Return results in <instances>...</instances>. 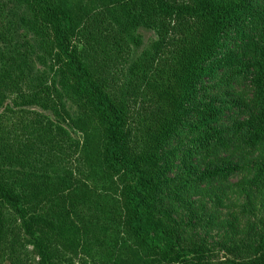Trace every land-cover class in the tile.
Returning a JSON list of instances; mask_svg holds the SVG:
<instances>
[{"label":"trees","instance_id":"16d2710c","mask_svg":"<svg viewBox=\"0 0 264 264\" xmlns=\"http://www.w3.org/2000/svg\"><path fill=\"white\" fill-rule=\"evenodd\" d=\"M0 264H264V0H0Z\"/></svg>","mask_w":264,"mask_h":264},{"label":"rangeland","instance_id":"374dc122","mask_svg":"<svg viewBox=\"0 0 264 264\" xmlns=\"http://www.w3.org/2000/svg\"><path fill=\"white\" fill-rule=\"evenodd\" d=\"M141 33L143 34V38H144V46H147V45H149V43L151 42V41H154L155 40V36H154V34L152 33V32H150V31H143V30H141ZM143 46V47H144ZM143 49V48H142ZM142 49H140L139 51H137L136 53L137 54H139L140 52H141V50ZM137 54H135V55H137ZM231 113H229V112H227V111H224L223 113H222V115H221V117L219 118V124H228V122H230V120H231ZM239 178L236 176V177H232L231 179H230V182L231 183H235L237 180H238ZM217 240H218V237H216V234H215V232H212V233H210L209 234V238H208V243H211L212 241H216L217 242ZM215 248H217V249H219L218 248V246H215V245H213ZM28 249L29 250H31V247H28Z\"/></svg>","mask_w":264,"mask_h":264}]
</instances>
